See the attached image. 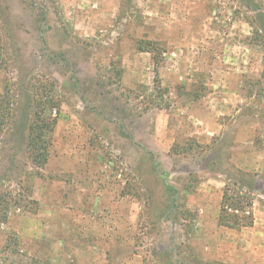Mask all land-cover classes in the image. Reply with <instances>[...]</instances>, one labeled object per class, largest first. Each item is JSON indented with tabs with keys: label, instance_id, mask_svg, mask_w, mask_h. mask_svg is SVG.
Segmentation results:
<instances>
[{
	"label": "rangeland",
	"instance_id": "obj_1",
	"mask_svg": "<svg viewBox=\"0 0 264 264\" xmlns=\"http://www.w3.org/2000/svg\"><path fill=\"white\" fill-rule=\"evenodd\" d=\"M261 13L264 0H0V93L19 101L0 131V264H264ZM51 94L39 168L17 124ZM243 174L253 225L228 229L221 202Z\"/></svg>",
	"mask_w": 264,
	"mask_h": 264
},
{
	"label": "trees",
	"instance_id": "obj_2",
	"mask_svg": "<svg viewBox=\"0 0 264 264\" xmlns=\"http://www.w3.org/2000/svg\"><path fill=\"white\" fill-rule=\"evenodd\" d=\"M259 22L258 37L264 40V15L256 16ZM6 64L5 48L3 43V29L0 20V69ZM262 78L264 80V63ZM5 87V86H4ZM4 89V88H3ZM10 90L5 88L0 93V131L11 124L13 120L12 111L19 104L16 97H11ZM53 92V91H52ZM51 92V93H52ZM31 101V97H28ZM39 111L21 114L20 122L17 124L16 139L22 145L28 143L31 148V161L39 168H44L49 160V146L47 134L53 131L57 116L60 113L59 100L54 94L47 96L44 101H37ZM53 111H56L53 114ZM55 115V116H53ZM17 120L14 121L16 124ZM19 144V145H20ZM253 181L244 174L240 177L236 189L226 188L221 202V211L218 224L228 229H241L251 227L253 218L249 213L252 205Z\"/></svg>",
	"mask_w": 264,
	"mask_h": 264
}]
</instances>
